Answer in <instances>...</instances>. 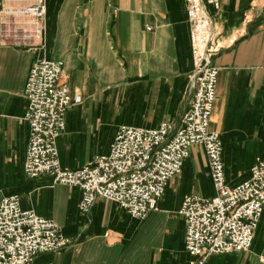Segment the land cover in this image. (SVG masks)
<instances>
[{
	"label": "crops",
	"instance_id": "0c3cea01",
	"mask_svg": "<svg viewBox=\"0 0 264 264\" xmlns=\"http://www.w3.org/2000/svg\"><path fill=\"white\" fill-rule=\"evenodd\" d=\"M206 3L219 51L210 130L220 135L225 183L234 188L264 163V0ZM32 0H0L2 12ZM39 44H0V202L17 196L23 211L53 221L68 246L32 264H189L183 199L215 191L203 149L193 146L164 190L158 210L138 221L98 199L78 210L80 190L28 179L29 137L24 88L38 59L62 62L60 83L80 104L65 114L56 140L60 165L78 170L108 153L121 126L155 129L180 124L192 94L193 63L184 0H45ZM205 264H264V212L250 251L214 255Z\"/></svg>",
	"mask_w": 264,
	"mask_h": 264
},
{
	"label": "built area",
	"instance_id": "2783aa9c",
	"mask_svg": "<svg viewBox=\"0 0 264 264\" xmlns=\"http://www.w3.org/2000/svg\"><path fill=\"white\" fill-rule=\"evenodd\" d=\"M219 11L220 0L207 2ZM193 63L191 100L180 124L163 122L155 129L121 126L108 153L78 170L60 165L57 138L65 130V114L80 104L60 83L63 64L42 58L32 65L24 88V121L29 137L23 173L28 179L48 177L53 185L80 190L78 210L88 214L96 200L115 204L142 221L158 210L168 183L181 172L189 149H203L215 191L211 199L190 195L177 212L185 223L184 248L189 264H205L214 255L247 253L264 212V163L250 169L249 178L234 188L225 183L220 135L210 130L216 100L219 51L213 22L203 0H184ZM46 14L45 0H32L2 12L0 44H39ZM68 246L58 226L20 208L17 196L0 202V264H32L41 253H58Z\"/></svg>",
	"mask_w": 264,
	"mask_h": 264
}]
</instances>
